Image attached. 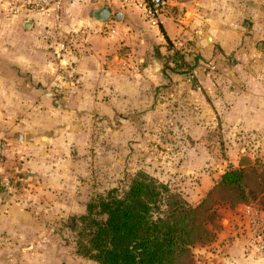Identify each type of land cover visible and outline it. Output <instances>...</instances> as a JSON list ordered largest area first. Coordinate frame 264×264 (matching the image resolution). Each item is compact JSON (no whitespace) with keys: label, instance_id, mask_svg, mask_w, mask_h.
<instances>
[{"label":"crops","instance_id":"obj_1","mask_svg":"<svg viewBox=\"0 0 264 264\" xmlns=\"http://www.w3.org/2000/svg\"><path fill=\"white\" fill-rule=\"evenodd\" d=\"M165 1L158 42L148 41V31L136 26L134 7L115 4L110 8L122 15L110 22L127 30L117 39L120 48L97 57L85 46L84 52L63 58L67 67H62L57 59L42 57L36 22L25 30V20L10 17L0 0V146L5 166L19 164L28 178L24 188L0 194V264H96L70 254L60 230L69 216L82 213L75 192L92 144V114L101 118L96 123L100 143L106 144L107 137L123 143L156 137L171 142L179 136L182 174L201 175V165L222 154L217 141L209 139L213 132L225 143L224 157L230 160L224 163L264 160V0ZM69 5L72 16L79 6H89ZM87 13L86 19L74 16L73 21L98 32ZM164 18L178 24L173 37L163 27ZM134 29L144 38L135 51L128 45ZM167 44L182 48L185 61L199 58L182 80L153 57L157 47L162 55ZM62 69L67 75L59 74ZM167 82L174 85L166 87ZM123 111H130L129 117H120ZM163 127L172 134H162ZM204 177L200 192L209 187ZM198 189L186 197L189 202L198 203ZM238 210L220 209L211 251L195 248L201 257L205 254L202 262L211 264L210 254L218 264L214 253L222 249L220 264H264L245 252L247 235L236 236Z\"/></svg>","mask_w":264,"mask_h":264},{"label":"rangeland","instance_id":"obj_2","mask_svg":"<svg viewBox=\"0 0 264 264\" xmlns=\"http://www.w3.org/2000/svg\"><path fill=\"white\" fill-rule=\"evenodd\" d=\"M5 1V0H3ZM116 6H120L117 2ZM85 6H79V9L76 14H73L72 11L73 7L71 5L64 6L60 12L54 16L52 14H45V15H36L31 17L34 23L38 26V34H37V42L41 44L40 47L42 51V57L44 58H55L54 51L58 47V44L63 42L65 36L72 31H77L78 28H83L85 32V44L78 45L74 43L68 44V51L63 54V58H73L80 54L84 47L86 46L91 50L94 56L102 57L106 53H115L117 49L120 48V43L117 42V39L121 35V33H126L125 25L117 27L112 22H108V28L104 29L102 33L95 32L93 33L90 31L93 26H89L90 29H86L85 26L77 25L76 22L73 21L75 16L76 19H86L87 18V11ZM76 12V11H75ZM132 15L137 19L136 26H142L145 28L149 33L148 41H159L157 37L162 34L160 27L159 29L151 30L148 22L145 20L143 12L138 9H132ZM163 27L167 30L169 36L173 37V28L178 26L171 18H164L163 19ZM85 27V28H84ZM88 27V26H87ZM95 29V28H94ZM113 29V33L111 32ZM130 29V28H129ZM131 30V29H130ZM131 41H129V46L131 50L135 51L138 48H142L141 40H144L143 37H140L137 33V30L134 29V32H131L129 35ZM146 41V40H145ZM166 46V47H165ZM164 46L162 51V55L159 54L157 47L153 51V57L158 59L160 63L167 69L168 73L177 75L179 80H182L181 75H187L193 68L191 67L194 64V55L192 58L187 59L185 63L182 62L178 67H174L172 60L176 57L182 58V48L178 51L173 49V46L167 44ZM167 50H166V49ZM122 51L125 49L122 47ZM129 50L130 48H126ZM84 52V51H83ZM151 58V55H150ZM157 61V60H156ZM157 61V62H158ZM170 64L167 65V64ZM172 64V65H171ZM56 69V68H55ZM175 70L172 72L171 70ZM60 71V70H59ZM67 73L62 69L59 74ZM156 74H159L160 71H156ZM186 72V73H185ZM178 80V82H179ZM173 82H167L166 87L173 86ZM126 105V103H123ZM129 105V104H127ZM130 111H123L120 117L127 118L129 117ZM137 114V113H135ZM114 117L109 119L112 121ZM101 120L99 115L93 116L92 114V144L91 146L85 151V157L83 159V167H84V174L80 177V182L75 192V204L81 209V212L84 211V205L88 201L89 194L93 192L104 194L108 190L111 189H124L129 179L136 174L137 172H145L151 177L157 179L158 181L167 184L168 187L179 193L187 202V196L189 193L192 192V189H198L201 185L202 177L206 178L209 182V187L204 191H198L197 197L201 196L198 203L202 201L207 193L213 189V187L220 181L222 174L230 168L234 169H241L246 177L243 181V187L246 195V200L237 204H230V201H226L224 204L219 206L218 214L219 219L216 221L217 228L215 229V237L214 239L203 246L197 245L196 247H203L206 248V251H211V244L216 238L217 232L220 230V223L222 215L220 214V209H227V210H238L240 217L238 219L237 225V237H245L248 232L247 228L249 218L246 217V210L249 208L251 210H255L256 212H263L264 213V160L259 158H250L245 157L243 159H237L236 165L233 163H224L229 161V156L224 157L225 154L223 153L225 148V143L221 142L220 134L213 132V138L209 137V139H215L218 147L220 150L217 160L216 159H207L205 165H201L203 172L201 171V175H193V174H182V169L179 167L182 165V157L178 155L182 148V143L180 141V137H175L176 135L172 136L174 139L171 142H165L163 140H151L147 142H123V143H115L113 141V137H107L108 140L106 144L100 143L98 141V132L99 128L96 123ZM108 128V132H109ZM111 129H115L114 125H111ZM158 130V129H157ZM162 134H172L171 131L167 127H163L161 130ZM149 138V137H148ZM162 139L164 137H161ZM214 145V144H213ZM207 148L210 147L209 143H205ZM222 151V152H221ZM77 153L73 152V156H76ZM82 161V160H80ZM212 162V164H210ZM212 167H211V166ZM179 171H175V170ZM203 174V175H202ZM205 174V175H204ZM202 187H204V182H202ZM191 205H195L194 202H189ZM242 210V212H240ZM76 215H79L78 213ZM75 216V215H73ZM71 216H69L70 218ZM68 218V219H69ZM69 220H66L65 224H62L61 233L62 235V245L69 247L70 254H73L75 258L83 259L77 257L74 254V239L73 234L70 230L66 227ZM192 250L193 254V264H208L202 262V259L199 254L196 253L195 248ZM248 249V241L244 247L245 252ZM214 260L218 261L223 258L224 251L222 249L219 252L214 253ZM205 254L202 255L204 257ZM70 257L69 253L68 256ZM201 257V258H202ZM212 256L209 254V262L211 264H215ZM89 261L84 259V261ZM216 262V261H215Z\"/></svg>","mask_w":264,"mask_h":264},{"label":"trees","instance_id":"obj_3","mask_svg":"<svg viewBox=\"0 0 264 264\" xmlns=\"http://www.w3.org/2000/svg\"><path fill=\"white\" fill-rule=\"evenodd\" d=\"M193 58L194 68L199 58ZM181 60L174 58V67ZM245 177L241 169H228L191 205L167 184L137 172L122 190L89 194L83 213L68 219L74 254L96 264H193V248L215 237L219 206L246 200Z\"/></svg>","mask_w":264,"mask_h":264},{"label":"built area","instance_id":"obj_4","mask_svg":"<svg viewBox=\"0 0 264 264\" xmlns=\"http://www.w3.org/2000/svg\"><path fill=\"white\" fill-rule=\"evenodd\" d=\"M5 11L10 17L29 20L36 15L52 14L57 15L60 10L68 5L80 3L85 5H107L113 7L117 2L124 7H134L140 9L148 22L150 28H159V17L165 6V0H5ZM108 24V23H107ZM99 28L98 33L104 29H109L108 25ZM85 30L78 28L77 31L69 32L63 42L58 44L54 55L62 67H67L63 59V54L68 51V44H85ZM93 33L97 31H92ZM113 33V29H111ZM5 152L0 146V194L10 188H24L28 184V178L19 164L5 166ZM246 217L248 221V249L255 258L264 260V213L247 209Z\"/></svg>","mask_w":264,"mask_h":264},{"label":"water","instance_id":"obj_5","mask_svg":"<svg viewBox=\"0 0 264 264\" xmlns=\"http://www.w3.org/2000/svg\"><path fill=\"white\" fill-rule=\"evenodd\" d=\"M100 6H101L100 7L101 9L98 13V16H96L95 18L92 19L95 21V24L98 28L103 27L104 25H106L108 22H110L112 20L114 22L120 21V17L122 15V13L113 12L112 9L107 5L101 4ZM32 25H33V22L31 20H25L22 24V26L25 30H29L32 27ZM154 66L156 68V71H158L159 70V64L156 60L154 61ZM15 138L18 142H22V140H23V136L21 134H16Z\"/></svg>","mask_w":264,"mask_h":264},{"label":"flooded vegetation","instance_id":"obj_6","mask_svg":"<svg viewBox=\"0 0 264 264\" xmlns=\"http://www.w3.org/2000/svg\"><path fill=\"white\" fill-rule=\"evenodd\" d=\"M101 6L99 5V4H97V5H91V6H88L87 7V12H89V17L91 18V21L93 22V23H95V21L94 20H92L93 18H95L96 17V15L99 13V11H100V8Z\"/></svg>","mask_w":264,"mask_h":264}]
</instances>
